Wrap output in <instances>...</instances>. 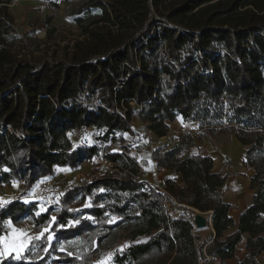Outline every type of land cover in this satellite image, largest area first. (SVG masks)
<instances>
[{
    "label": "trees",
    "instance_id": "1",
    "mask_svg": "<svg viewBox=\"0 0 264 264\" xmlns=\"http://www.w3.org/2000/svg\"><path fill=\"white\" fill-rule=\"evenodd\" d=\"M10 2L0 0V187H22L0 203V234L26 215L48 230L0 264H94L112 235L126 238L114 264L225 261L243 233L246 255L236 264H256L264 252V0H78L67 9L78 36L60 54L44 45L36 56L34 28H17ZM178 118L202 128L152 152L156 167L183 181L166 177L161 190L141 178L131 151L149 135L166 136ZM88 130L92 143L73 144L71 135ZM217 132L235 136L246 147L243 164L255 169L257 191L237 221L213 158L186 155ZM94 159L107 167L64 188L55 212L51 204L37 214L36 202L22 200L56 168ZM191 208L212 214L207 244L193 231Z\"/></svg>",
    "mask_w": 264,
    "mask_h": 264
},
{
    "label": "rangeland",
    "instance_id": "2",
    "mask_svg": "<svg viewBox=\"0 0 264 264\" xmlns=\"http://www.w3.org/2000/svg\"><path fill=\"white\" fill-rule=\"evenodd\" d=\"M49 0H39L38 3H34L31 7L32 12H37L36 15L29 17L25 22H20V15L22 14L20 11L18 12L16 9L10 5L12 14H14L16 20V26L22 32L31 27L34 28V36L35 43L32 49H30V54L36 56L41 53V50L47 45L51 48V50L55 51L57 54H60L64 51L65 45L68 43H72L73 39L78 36V29L76 26H73L68 20L67 9L76 3L78 0H63L61 5H57L53 2H49ZM202 125H195L194 131L198 132ZM193 126H191L192 128ZM139 131H144L142 127L136 125ZM221 137L228 136L227 133L218 132ZM73 144H76L80 141H86L92 143L94 141V131L88 130L86 133L79 136H70ZM145 144L141 149H137L134 145L131 151V154L137 159V161L141 162L142 167L145 168V171L142 172L141 178H145L147 172L149 170L148 164H150L151 154L154 150L152 139L149 137L145 138ZM202 141V140H201ZM140 164V165H141ZM107 165L100 161L99 159L87 160L83 162L81 166L76 169H68V168H56V172L53 178L51 179L53 184L58 186L60 189L65 190L64 188L69 187L75 182H80L88 179L90 175L98 171V169H105ZM22 185L19 181L11 182L10 186H2L0 187V203L5 201H10L15 198L20 191ZM35 188V187H34ZM33 188V189H34ZM32 191L23 198V201H29L30 194ZM37 211L36 213L45 212L47 208L51 204L45 203H36ZM52 206H56L52 211L55 212L57 210V204H53ZM168 208V207H167ZM180 211V210H179ZM172 213V212H171ZM53 217V215L51 216ZM45 229L48 230L47 226H42L40 229H36L31 222L30 216L26 215L21 221L14 222L7 220L5 222V231L0 234V257L2 256H10L14 255L15 257L21 256L27 248V245L33 239H39L42 236V233L45 232ZM26 237H29L26 246L23 249H19L18 247H14L12 241L15 239L17 243L23 241ZM55 240V235L53 233H48V241L49 243ZM7 241V244L5 243ZM126 243V238L121 237L116 239V236L112 235L111 237L105 239L101 245H107L108 248H105L101 251V253L93 259L94 264H97L99 261H104L105 264H114L112 261V257L114 256L115 251L121 250L123 244ZM57 248L59 250H68L66 243L63 241H59L57 244ZM109 254H111L109 256ZM55 257V255H52Z\"/></svg>",
    "mask_w": 264,
    "mask_h": 264
},
{
    "label": "crops",
    "instance_id": "3",
    "mask_svg": "<svg viewBox=\"0 0 264 264\" xmlns=\"http://www.w3.org/2000/svg\"><path fill=\"white\" fill-rule=\"evenodd\" d=\"M39 0H11L10 4L20 15V22H25L27 18L37 14L32 12L31 7L34 3H38ZM15 18V22H16ZM195 125H199V122H183L180 118L170 123V131L166 136L148 137L152 139L156 149L158 147H170L172 140L176 139L179 134L185 131H194ZM191 126H193L191 128ZM205 127V126H203ZM202 126L200 127V129ZM228 136L221 137L217 132L215 135H207L202 141H196V143L186 153L188 154H208L213 158L214 171H221L226 175L224 185L220 187L222 199L230 205L229 213L234 221H237L240 215V211L247 208L252 202V196L257 191V188H251L250 179L255 174V169L249 165H244L245 160V146H243L238 139L232 134H226ZM141 164V162H139ZM149 170L145 179L152 184L157 186L158 181L162 178L175 176L176 182L183 186V181L179 174L164 170V172L155 171V162L152 157L150 164H148ZM142 167V164H141ZM58 169V168H57ZM143 172L145 168L142 167ZM158 187V186H157ZM168 211L171 215L178 214L180 208L177 203L168 204ZM172 212V213H171ZM209 212V211H206ZM210 214V212H209ZM194 229V228H193ZM236 230V226H230L223 233V237L233 233ZM198 236V241L207 244V242L214 236V228L211 223L203 230H193ZM222 237V238H223ZM249 233H243L240 240L235 246L233 258L222 261L220 258H213L210 255H206L200 264H236L237 261L244 259L246 255V245ZM256 264H264V252L257 258Z\"/></svg>",
    "mask_w": 264,
    "mask_h": 264
},
{
    "label": "built area",
    "instance_id": "4",
    "mask_svg": "<svg viewBox=\"0 0 264 264\" xmlns=\"http://www.w3.org/2000/svg\"><path fill=\"white\" fill-rule=\"evenodd\" d=\"M63 0H49V2H53L57 5H61ZM11 4H9L10 6ZM165 168L163 167H155L156 172H164ZM164 178L158 181L157 186L163 190L164 186ZM63 190L60 189L58 186L53 184L51 179L45 178L40 181L39 185L33 189V192L30 194L31 201L34 202H42L45 204H54L57 202L60 197L62 196ZM202 261H200L201 263ZM199 263V264H200Z\"/></svg>",
    "mask_w": 264,
    "mask_h": 264
},
{
    "label": "water",
    "instance_id": "5",
    "mask_svg": "<svg viewBox=\"0 0 264 264\" xmlns=\"http://www.w3.org/2000/svg\"><path fill=\"white\" fill-rule=\"evenodd\" d=\"M192 209V208H191ZM193 210L192 224L193 228L197 230H203L211 223V212H200L196 209Z\"/></svg>",
    "mask_w": 264,
    "mask_h": 264
},
{
    "label": "snow or ice",
    "instance_id": "6",
    "mask_svg": "<svg viewBox=\"0 0 264 264\" xmlns=\"http://www.w3.org/2000/svg\"><path fill=\"white\" fill-rule=\"evenodd\" d=\"M52 219H53V221H54V220H55V217H53ZM45 231H47V229H45ZM29 239H31V238L26 237L23 241H20L19 243H17V241L14 239V240L12 241V244H13L14 247H18L19 249H23V248L26 246L27 241H28ZM5 243L7 244V241H5ZM110 255H111V254H109V256H110ZM97 264H105V262H104V261H99V262H97Z\"/></svg>",
    "mask_w": 264,
    "mask_h": 264
}]
</instances>
